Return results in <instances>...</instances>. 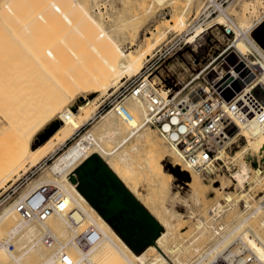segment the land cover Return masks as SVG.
Listing matches in <instances>:
<instances>
[{
	"label": "rangeland",
	"instance_id": "obj_1",
	"mask_svg": "<svg viewBox=\"0 0 264 264\" xmlns=\"http://www.w3.org/2000/svg\"><path fill=\"white\" fill-rule=\"evenodd\" d=\"M205 1L192 0L190 3L188 0H178L176 3L167 2L161 5L153 3L147 11L149 4L141 0H0V161L3 156L18 155L15 163L20 169L12 176L3 169L4 165H0V212L16 202L30 184L47 171L48 165L83 133L89 129H99L98 119L114 108L112 104L119 99L118 95L125 91L128 82L138 80L144 75L153 79L158 86L162 85V88L175 82L174 89L184 86L178 96L188 93L190 102H194L200 95L198 88L202 91L198 84L203 82L209 85L204 81V77L212 71L211 67H221L222 55L216 57L219 53L224 51L226 59L233 62L235 57L230 51L233 47L229 48L230 46L242 52L250 51L249 44L242 41V37L247 34L245 32L242 35L246 29L251 27L249 38L253 37L264 47V0L224 1L222 6L227 8V13L233 21V29L236 28L233 41L234 34H223L222 26L217 22L193 39L187 37L194 33L192 22ZM188 2L190 4H187ZM91 8H94L92 11L97 16L100 9V17L106 26L122 22L121 31L116 35L117 41H114L108 32L104 36H98L104 29L93 20ZM181 11L184 13L178 18ZM217 13L218 11L212 13L209 18ZM220 21H224V17ZM196 25L198 24L193 26ZM205 26L206 23L203 27ZM160 28L164 31L157 36ZM187 39H190V42H186ZM228 43L231 45L228 46ZM123 49L126 52H140L142 49L141 64L132 69L131 75L118 76V80L115 78L114 83L105 89L94 76V68L104 64L114 52L119 61L124 57ZM214 58L217 59L212 62ZM206 66L207 68L199 74ZM197 75L199 77L195 78ZM250 78L251 75L245 80ZM260 79L262 82L255 88V92L264 101V78L258 80ZM240 83L244 86L246 81ZM238 86L236 83L233 88L238 90ZM70 106L74 107L73 117L79 115V118L88 116L93 109H97L85 123L63 139L71 124L72 115L67 110ZM261 107L264 109V103ZM235 124L236 126L228 124L225 129L227 134L235 137L234 140L226 143L227 137H224L216 145L218 150L224 143L223 158L217 159L212 172H200V181L195 186L191 183L190 173L182 171L170 156L160 158L163 169H166L168 177H171L172 185L167 191H163L156 184L157 178L151 162H147L141 155L139 160H133L135 171L132 177L135 183L138 182L136 186L140 193L147 195L159 212L168 208L181 217L176 221L177 231L173 233L170 241H181V235L193 233L203 201L206 202L207 210L216 200L227 205L224 197L231 193V203L236 204L241 212L248 213L263 196V189L253 186L251 177L255 170L264 172V137L251 146L260 138L258 126H249L240 118H236ZM259 124L264 125V120ZM54 126L57 127L51 136L42 144L32 146ZM150 127L156 134L159 145L168 149L158 126ZM179 129L185 130L182 126ZM135 138L127 141L126 146L132 140L135 141ZM114 144L115 141L108 140L106 147H112ZM217 150H213V153L216 154ZM242 151V158L250 165V177L245 179L243 185L238 184L234 177V173L239 169V158L235 157ZM91 152L90 154L97 153L102 158L100 150ZM33 158L38 160L35 165H31ZM84 159L86 158H82L70 168V174ZM138 162L142 165H138ZM20 175L23 176L18 181ZM78 191L80 192L79 189ZM244 200L251 207H248ZM163 231L165 228L162 226L154 241ZM9 232L10 226L0 225V239L9 238ZM209 233L210 230L207 234ZM19 237L11 239L13 245L8 246L10 251L18 252V249L24 248L25 245ZM154 243L146 245L138 252L130 248L136 253H141ZM149 255L151 253H148ZM79 257V252L69 249L67 262L61 258L55 264H68L69 261L71 264ZM93 258L95 264H118L115 257L105 248H101ZM42 259L40 255L32 254L28 259H24V262L40 264Z\"/></svg>",
	"mask_w": 264,
	"mask_h": 264
},
{
	"label": "bare ground",
	"instance_id": "obj_2",
	"mask_svg": "<svg viewBox=\"0 0 264 264\" xmlns=\"http://www.w3.org/2000/svg\"><path fill=\"white\" fill-rule=\"evenodd\" d=\"M141 1L145 4H149L147 7L148 11V9H151L153 3L161 5L167 2L176 3L178 0ZM188 1L192 3V0ZM189 2L187 4H190ZM213 3L214 0H206L204 6ZM93 9L94 8H91L93 20L98 26L104 29V31L98 34V36H104L106 32H108L111 33L112 39L117 41L118 36L116 35H118L120 27L123 26L122 22L121 24L115 23L106 26L100 17L102 14L100 9L98 10L99 16L92 11ZM183 13L184 11H181L178 18L182 17ZM223 17L224 21H220ZM212 19L214 20L210 21ZM227 20L230 21L231 24L233 23L232 18L227 13V8L225 6L219 7L216 15H213L209 20H205V27L201 24L194 26V33L187 37L193 39L198 36L203 29L213 25L214 22H227ZM163 31L164 29L160 28L156 35L159 36ZM245 32L247 34L244 35ZM250 32L251 27L243 32L242 35H244V37H242V41L249 44L250 51L260 55L263 72L260 78L263 79L264 49L253 39V37L249 38ZM88 39L89 41L92 40L91 37ZM190 39L185 41L190 42ZM141 50H139L140 52H126L125 49H123L124 57L119 61L114 52L104 64L97 65L94 68V76L98 78L100 86H104L105 89L109 88L114 83L113 80L115 78L118 80V76L123 77L124 75H131L132 69L141 64V60L143 59ZM216 59L217 58H214L213 62ZM235 76L236 73L233 71L229 76H223L221 80L218 81L220 84L219 86L222 88H228L229 86L232 87L235 83ZM197 77L199 76L197 75L195 78ZM254 81L255 80L246 84L239 91L240 94L250 92L262 82L261 79H256V81ZM198 86L202 87V90L204 91L210 89V86L203 82L198 84ZM162 90V93L164 94L166 92L165 88L161 87V91ZM261 102L262 106L264 101L261 100ZM120 103H122L130 112L131 115L129 117L125 118L123 115L117 114L115 107L108 110L100 119H98V130H87L80 138L69 145L52 164L48 165L46 169L47 171L41 174L37 180L32 182L30 187L26 189L18 199H22L41 182L52 183L61 188L67 194L69 198V207H77L80 209L81 217L79 223L71 226L64 212L52 213L43 221L24 220L14 209L15 202L6 206V208L0 212V225L6 224L10 226V236L6 240L0 239V264H25L24 259H28V256L32 254H38L43 258L40 264L57 263V261L61 259V257H58L56 254L55 249L57 246L47 247L41 240V234L46 227L50 228L55 233L58 239V244L64 246L66 252L67 250L72 249L80 253V257L71 264H95L93 256L101 248H105L108 253L113 255L118 264H132L135 259L146 258L148 253H151L149 256L152 257L146 262L147 264H264V172L255 170L251 177L252 185L263 189V196L260 198L259 203L254 204L253 207H251V205L249 206L248 202L245 201V198L244 201L247 202L246 205L251 207L248 213L245 212V214L241 212L240 209L236 207V204L234 205L233 202L231 203L233 199L231 193L224 197L225 201L228 202L227 205H223L220 201L216 200L213 204L209 205L207 210L206 202L203 201L199 208L201 214H198L196 217L197 219L195 218L196 221L194 223L195 228L192 230L193 233L190 232L187 236L181 235V241H170L173 233L177 231L176 221L180 220L181 217L180 215L174 214L168 208H165L163 212H159L150 201V198L146 197V194V196H144L140 193L136 186L138 185V182L135 183L132 177L135 171V167L132 166V163L134 159L139 160L140 155L147 162H151L154 166L153 172L157 178L156 184L163 191H167L172 185H170L171 177H168L166 169H163V164L161 163L160 158H164L166 155L170 156L174 161V164H179L182 171L190 173L192 185H197L200 181V172L185 160V149H182V147L176 144L177 142H182L183 138H185L187 133L186 122L179 115H173L170 119L165 120L161 126H158L161 137H163L168 144V149H164L159 145L156 134L151 130V125H142L144 116L143 101L135 96L126 95L123 99L117 101L116 105ZM189 104H192V102ZM261 106L260 109L262 111L250 117L234 112L225 102L222 104L225 113L232 117L233 122L231 121L230 124L236 126V118H240L249 126H258L257 131L260 138L251 146L257 144L260 139L264 137V125L259 124L264 120V109ZM73 109L74 107L72 106L67 108L69 114L72 115V119L70 127L65 133L63 139L70 136L76 128L85 123L97 108L93 109L90 115H86L83 118H79V115L73 117L75 114ZM123 124L125 125L123 126ZM181 126L185 129L184 131L179 129ZM132 137H136L135 141L132 140L131 143L129 142V145L126 146V142ZM224 137H227L225 140L226 143L233 141L235 138L231 137L226 132L224 133ZM108 140L115 141V144L112 147H106ZM223 145L224 143H222L217 150L215 156L217 159L223 158ZM96 149L100 150V155L105 162L165 228V231H163L158 239L154 241L155 243L146 247L141 253H136L130 248L124 239L109 225L110 223L100 215L96 211L97 209L88 202V199L78 191L76 184L71 181L69 177L70 168L82 158L90 156V153H92L91 151ZM244 151L239 152L235 157L239 158V169L234 173V177L238 184L241 185L244 184L245 179L250 177L249 162L242 158V153ZM17 158L18 155L12 157L3 156L0 165H4V168H1L7 170L13 176L20 170L15 163ZM37 163V159L33 158L31 160V165ZM138 165L141 166L142 164L138 162ZM214 168V166L208 164L206 165V172H212ZM199 202L200 201H198V203ZM207 212L208 215L206 216ZM226 213L230 214L225 215ZM188 215L190 214L188 213ZM88 225H93V227L99 231L101 237L97 242L86 248L78 247L75 242L72 241V238L76 233L83 230ZM208 230H210L209 235L207 234ZM17 236H20L19 238L25 246L23 249H18V252H15V250L10 251L8 249V244L13 237L16 238ZM62 237L68 238L62 239Z\"/></svg>",
	"mask_w": 264,
	"mask_h": 264
},
{
	"label": "built area",
	"instance_id": "obj_3",
	"mask_svg": "<svg viewBox=\"0 0 264 264\" xmlns=\"http://www.w3.org/2000/svg\"><path fill=\"white\" fill-rule=\"evenodd\" d=\"M224 1L227 0H214L213 4L202 6L191 26L194 27L193 25L195 23L203 26L205 20L208 19L212 13L218 11L219 7H222ZM217 23L222 26L223 34H234L232 36L233 41L236 37V32L231 22L227 20V22ZM230 45L231 43H228V46ZM229 48H231L230 51L233 52L235 57L233 62L226 59L224 51L216 56L219 57L222 55L221 59L226 64V68L223 71H219L214 65L211 67L216 73V78L210 82L204 77V81L209 84L210 89H208V91H200L198 88L200 92L199 98L192 102V104H189L191 98L188 93L178 96L184 86L180 89H174L175 82L167 86L163 83V86L166 87V92L163 94L161 91L162 85L158 86V83L145 75L138 80L128 82L125 91L118 95L119 99L117 101H120L126 95L135 96L143 101L144 116L142 125L149 124L161 126L165 120L170 119L173 115L182 117L187 125V133L180 147L185 149V160L194 168H197L199 172H206V165L208 164L215 167L217 158L213 150H217L216 145L222 141L226 126L232 121L231 115L226 114L222 108L223 102L234 112L244 116L252 117L256 113L262 111L260 109L262 103L261 97L257 95L255 89L246 94H240L239 92L249 83V80L259 79L262 75L260 55L251 51L242 52L241 50H235L234 46H230ZM250 56L253 58H250ZM207 66L204 67L199 74L207 68ZM232 71L236 73L235 82L246 81L244 86H241L238 90L233 88L234 84L232 87L222 88L218 83L223 76H229ZM249 75H251V78L245 80ZM225 89H230L233 92L232 96L228 99L222 95V91ZM116 102L112 104V107H115L116 113L123 115L125 118L129 117L131 114L126 107L122 103L116 105ZM178 143L181 142H177L176 144L178 145ZM22 176L23 175H20V177H18V181L22 179ZM14 209L22 219L36 221H43L52 213L64 212L71 226L78 224L81 217L79 208L69 207V198L67 194L61 188L49 182L39 183L26 196L15 202ZM100 237L99 231L94 228L93 225H88L83 230L76 233L72 241H74L78 247L86 248L97 242ZM41 240L47 247L57 246L55 249L57 256L67 262V252L64 246L58 244V239L50 228L46 227L43 229ZM12 245V242L8 244V246ZM151 257L152 256H147L146 258L135 259L132 264H147L146 262L150 260ZM68 264H70V261Z\"/></svg>",
	"mask_w": 264,
	"mask_h": 264
},
{
	"label": "water",
	"instance_id": "obj_4",
	"mask_svg": "<svg viewBox=\"0 0 264 264\" xmlns=\"http://www.w3.org/2000/svg\"><path fill=\"white\" fill-rule=\"evenodd\" d=\"M221 64L216 68L219 71L226 68L224 61ZM205 77L212 82L216 73L212 69ZM236 83L239 84L236 89H239L242 85L238 81ZM232 94L230 89L222 91L226 99ZM69 177L134 251L138 252L154 242L162 225L97 153L79 163Z\"/></svg>",
	"mask_w": 264,
	"mask_h": 264
},
{
	"label": "trees",
	"instance_id": "obj_5",
	"mask_svg": "<svg viewBox=\"0 0 264 264\" xmlns=\"http://www.w3.org/2000/svg\"><path fill=\"white\" fill-rule=\"evenodd\" d=\"M53 128H54V127L48 129V130L46 131V136L42 137L37 143L33 144L32 146L42 144V143H43V142H44L49 136L52 135V133L54 132V131L52 132ZM50 132H52V133L50 134ZM49 134H50V135H49ZM37 140H38V139H37Z\"/></svg>",
	"mask_w": 264,
	"mask_h": 264
},
{
	"label": "crops",
	"instance_id": "obj_6",
	"mask_svg": "<svg viewBox=\"0 0 264 264\" xmlns=\"http://www.w3.org/2000/svg\"><path fill=\"white\" fill-rule=\"evenodd\" d=\"M258 43V42H257ZM259 44V43H258ZM263 49H264V47L261 45V44H259Z\"/></svg>",
	"mask_w": 264,
	"mask_h": 264
}]
</instances>
